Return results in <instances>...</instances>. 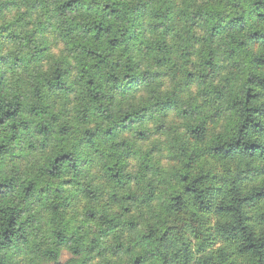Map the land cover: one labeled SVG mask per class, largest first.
<instances>
[{
  "label": "trees",
  "instance_id": "16d2710c",
  "mask_svg": "<svg viewBox=\"0 0 264 264\" xmlns=\"http://www.w3.org/2000/svg\"><path fill=\"white\" fill-rule=\"evenodd\" d=\"M169 109L164 172L135 142ZM63 248L264 264V0H0V264Z\"/></svg>",
  "mask_w": 264,
  "mask_h": 264
},
{
  "label": "rangeland",
  "instance_id": "374dc122",
  "mask_svg": "<svg viewBox=\"0 0 264 264\" xmlns=\"http://www.w3.org/2000/svg\"><path fill=\"white\" fill-rule=\"evenodd\" d=\"M51 45L50 50L52 54H58L61 49V45L55 40L50 38ZM60 103V98L58 104ZM156 118L147 121L146 126L152 131L148 138L144 141L136 140L135 144L140 149L141 153H151L153 161L164 172L171 170L176 164L173 160L175 156L174 138L173 135L181 133L182 129L179 128L181 120L176 116L173 109L167 111V117L163 119L165 123L164 128H161ZM178 129V130H177ZM173 131V132H172ZM126 138L133 139L131 135L125 134ZM133 163L137 165L138 161L133 157ZM85 205V200L79 199L75 206H71L72 213L78 214ZM69 252L63 248L61 253L55 262H44L41 264H65L69 259Z\"/></svg>",
  "mask_w": 264,
  "mask_h": 264
}]
</instances>
